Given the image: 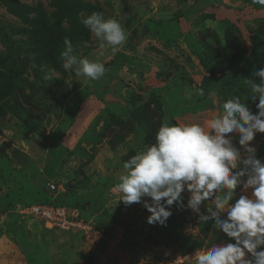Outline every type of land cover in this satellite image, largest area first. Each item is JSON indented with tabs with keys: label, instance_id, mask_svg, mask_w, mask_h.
Listing matches in <instances>:
<instances>
[{
	"label": "rangeland",
	"instance_id": "rangeland-1",
	"mask_svg": "<svg viewBox=\"0 0 264 264\" xmlns=\"http://www.w3.org/2000/svg\"><path fill=\"white\" fill-rule=\"evenodd\" d=\"M86 1L125 30L118 50L101 49L86 27L78 35L65 22L61 34L30 28L0 3V264H194L198 251L229 238L175 204L166 225L149 224L142 204L118 200L116 185L123 162L154 143L163 121L206 123L233 96L257 111L253 69L241 70L248 57L264 67V5ZM18 2L53 23L50 0ZM65 38L105 75L90 81L63 69ZM250 144L264 146V133ZM182 196L186 205L189 193ZM48 200L82 227L64 223Z\"/></svg>",
	"mask_w": 264,
	"mask_h": 264
},
{
	"label": "clouds",
	"instance_id": "clouds-1",
	"mask_svg": "<svg viewBox=\"0 0 264 264\" xmlns=\"http://www.w3.org/2000/svg\"><path fill=\"white\" fill-rule=\"evenodd\" d=\"M252 2L264 5V0ZM81 23L95 35L101 49L107 45L118 50L127 40L121 24L104 19L102 13L92 12ZM64 44L63 69L90 81L105 75L103 63L78 58L67 38ZM250 75L255 113L233 96L206 123L163 121L154 143L124 161L118 178V200L125 206L142 204L150 213L147 223L166 225L175 204L191 209L200 223L212 221L229 238L198 251L194 264H264V159L257 157V149L250 144L257 133H264V67L254 68ZM44 79L54 78L46 74ZM184 192L189 193L186 205Z\"/></svg>",
	"mask_w": 264,
	"mask_h": 264
},
{
	"label": "trees",
	"instance_id": "trees-1",
	"mask_svg": "<svg viewBox=\"0 0 264 264\" xmlns=\"http://www.w3.org/2000/svg\"><path fill=\"white\" fill-rule=\"evenodd\" d=\"M0 3L9 13L17 16L22 23L29 26L30 28L41 30L51 28L55 30V34H61L65 31L62 27V24L64 22L67 26H69L68 28L70 29V35H78L83 33L85 30V26L81 23L80 14L85 13L86 15H90L93 12V5L86 0H50L49 6L53 9L50 15L53 23L50 24L45 20L44 17H29V12H37V10L33 7H27L26 5L20 4L18 0H0ZM23 9H26L27 12H24ZM261 56L262 55L259 56V59H261ZM242 61L244 63L243 67L245 69L241 71H243L244 74L248 73L249 70H252L254 68L258 69L253 62V58L248 57L246 59H243ZM1 77L2 75L0 74V79ZM263 156L264 146H261L257 150V157L261 158ZM46 202L52 203L50 200ZM52 204L58 206L55 203ZM66 212L68 218H76L72 217L67 209Z\"/></svg>",
	"mask_w": 264,
	"mask_h": 264
},
{
	"label": "built area",
	"instance_id": "built-area-1",
	"mask_svg": "<svg viewBox=\"0 0 264 264\" xmlns=\"http://www.w3.org/2000/svg\"><path fill=\"white\" fill-rule=\"evenodd\" d=\"M49 188H50V190H52V191H55V190H57L58 188H55V185H53V184H50L49 185ZM61 208L60 207H58V206H56V207H51V210H53V211H58V214H57V216H59L60 215V217H61V219H63L65 222L64 223H68L69 224V226L71 225L72 226V228L74 229H80L81 227H82V225L84 224V222H83V220L81 219V221L78 219V218H75V219H73V218H68V215H67V212H66V209L63 207L62 209L63 210H60ZM61 211H62V213H61ZM53 224V223H52ZM62 225V224H61ZM63 226V225H62ZM117 243H119V240H113V244L114 245H116Z\"/></svg>",
	"mask_w": 264,
	"mask_h": 264
}]
</instances>
